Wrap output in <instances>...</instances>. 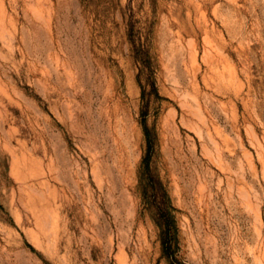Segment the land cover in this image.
Wrapping results in <instances>:
<instances>
[{
	"label": "rangeland",
	"instance_id": "obj_1",
	"mask_svg": "<svg viewBox=\"0 0 264 264\" xmlns=\"http://www.w3.org/2000/svg\"><path fill=\"white\" fill-rule=\"evenodd\" d=\"M263 111L264 0H0V264H264Z\"/></svg>",
	"mask_w": 264,
	"mask_h": 264
},
{
	"label": "bare ground",
	"instance_id": "obj_2",
	"mask_svg": "<svg viewBox=\"0 0 264 264\" xmlns=\"http://www.w3.org/2000/svg\"><path fill=\"white\" fill-rule=\"evenodd\" d=\"M83 93H84V92H83ZM263 112H264V111H263ZM263 114H264V113H263ZM118 135H119V134H118ZM200 185L202 186V184H199V186H200ZM201 186H200V187H201ZM195 187H197V186H195ZM185 189H186V188H185ZM195 189H196V188H195ZM189 190H190V189H189ZM189 190H188V191H189ZM196 190H197V189H196ZM67 191H68V190H67ZM194 191H195V190H193L192 192H194ZM187 193H188V192H187ZM59 195H60V194H59ZM193 196H194V195H193ZM195 197H196V194H195ZM111 219H112V218H111ZM115 230H116V229H115ZM117 234H118V233H117ZM117 237H118V236H117ZM118 256H121V255H118ZM119 259H120V257H119Z\"/></svg>",
	"mask_w": 264,
	"mask_h": 264
}]
</instances>
